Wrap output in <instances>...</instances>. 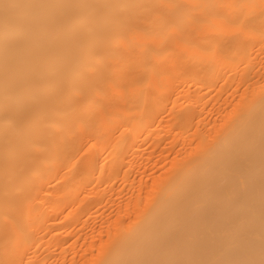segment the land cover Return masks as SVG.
Returning <instances> with one entry per match:
<instances>
[{
    "label": "bare ground",
    "instance_id": "obj_1",
    "mask_svg": "<svg viewBox=\"0 0 264 264\" xmlns=\"http://www.w3.org/2000/svg\"><path fill=\"white\" fill-rule=\"evenodd\" d=\"M0 264H264V0H0Z\"/></svg>",
    "mask_w": 264,
    "mask_h": 264
}]
</instances>
